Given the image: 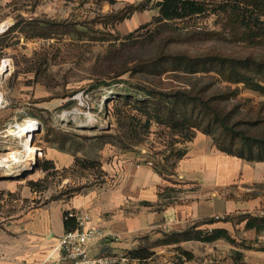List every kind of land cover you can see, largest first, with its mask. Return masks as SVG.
Wrapping results in <instances>:
<instances>
[{
    "label": "rangeland",
    "instance_id": "1",
    "mask_svg": "<svg viewBox=\"0 0 264 264\" xmlns=\"http://www.w3.org/2000/svg\"><path fill=\"white\" fill-rule=\"evenodd\" d=\"M157 1L117 0L111 4L107 0H0V65L10 70L7 73L4 71L0 80V93L3 95L1 106H7L5 113L9 117L15 116L0 127V157L14 162L11 155L24 152V137L15 134V124L25 123L29 119L38 123L31 140L37 149L34 160L30 164L26 160L15 162L11 173L0 169L1 177L16 176L1 180L30 179L39 183L37 191L46 190L50 198L61 193L64 198H69L78 193L73 188L93 179L82 182L84 172L72 167L56 168L54 174L47 171L42 173L41 165L47 160L44 151L53 143L56 131L66 132L77 141L92 139L96 134L115 133L118 126L115 106L125 108L128 105L112 98L116 94H133L135 89L130 87L131 83L176 88L190 84V78H193L192 82L202 79L198 87L204 81L203 71L187 76L181 68L166 61L153 70H139L137 65L141 62L153 60L161 53H219L264 59V40L251 44L236 39L232 24L225 15L207 13L184 20L157 22L154 20L158 15L155 7ZM233 1L214 0L215 4ZM130 4L142 6L136 11L126 8L123 20L105 17ZM33 18L66 19L78 24H75L72 33L44 35V31L36 29L35 24L30 22ZM200 31H203V37H199ZM212 31L220 32L222 36L208 37L206 32ZM193 33H197L196 37L190 38ZM182 36L184 40L179 39ZM214 75L218 76L215 72L210 73V76ZM217 80L215 83L219 87L213 86L210 92L219 91V107L223 112H230L236 130H243L247 135L263 140V150L257 153L259 149H255L253 156L257 157L260 152L264 154V92L243 84L228 86L226 82ZM160 128L152 126L149 140L155 142L158 148H163L158 143L161 137L156 133ZM198 132L201 131L198 130L196 134ZM220 132V129L215 130L216 137L222 143L223 133L219 136ZM207 135L217 147L215 137ZM76 143L78 145L79 142ZM225 144H230L229 139ZM105 146L114 152L118 150L140 159L142 155L138 151L148 150L151 143L144 142L134 150L121 149L111 143ZM64 147L71 150L70 142ZM233 147V150H239L241 145L236 142ZM84 150L90 151V145ZM114 156L115 153L108 152L104 162L112 160ZM36 162L39 166L31 170ZM24 170H27V175L19 177ZM65 178L69 179L67 183H64ZM168 184L171 183L164 182L163 188ZM232 184L231 191L220 192L223 198L234 196L239 182ZM242 186L264 190V183H243ZM211 192H207V197H212ZM250 192H246L245 196ZM217 225L227 226L237 243L225 239L214 242L191 240L183 243L182 250L161 245L156 247L152 258L140 264H256L263 260L264 250L260 248L264 245L257 242L253 234H246L240 225ZM155 238L152 236L149 242ZM184 250L188 253H184Z\"/></svg>",
    "mask_w": 264,
    "mask_h": 264
},
{
    "label": "trees",
    "instance_id": "2",
    "mask_svg": "<svg viewBox=\"0 0 264 264\" xmlns=\"http://www.w3.org/2000/svg\"><path fill=\"white\" fill-rule=\"evenodd\" d=\"M107 1L111 4L117 2V0ZM141 6V4H130L116 13L107 14L105 17L114 18L118 21L123 20L126 8L136 11ZM155 7L158 10V15L155 16L154 20L157 22L184 20L207 13H217L225 15L232 24L236 39L251 44H259L264 40V0H234L229 4L228 2L215 4L214 0H158ZM30 22L35 24L36 29L44 31V35L72 33L76 27L75 24H78L66 19L33 18ZM190 35V38H194L197 33ZM198 35L203 37V31L198 32ZM206 35L208 37H221L222 33L212 31L206 32ZM179 39L184 40L183 36ZM185 39L188 38L185 37ZM165 61L181 68L187 76L201 71L205 72L202 86L198 87L201 78L195 79L194 82H192L193 78H190V84H183L176 88H160L131 83L130 87L135 89L133 94H116L112 98L116 102L123 101L124 105H128L125 108L115 106L114 114L118 124L115 133L96 134L92 139L77 141L66 132L56 131L51 145H56L61 150L71 151L75 154L77 151H83V156L75 157L72 169L81 173L84 172L81 178L94 177L93 181L73 188L74 191L82 192L90 187L94 181H103L105 171L102 169V161L98 151L106 143L117 145L126 150H134L144 142L151 143V148L148 150L143 152L141 149L138 151L142 155L139 161L150 163L156 172L171 183V185H165L164 188L161 186L159 192L166 199V204L172 203L180 197L179 193L182 189L179 185L181 183H188L187 181L176 180L174 176H177L178 163L187 154L189 144L198 130L213 135L218 149L222 152L250 162L264 161V154L261 152L257 157L253 156L255 149H259L257 153L261 149L263 150V140L249 136L243 130H236L230 112H223L218 105L219 91L210 92L213 91V86L219 87L215 83L218 78V82H226L228 86L243 84L245 87L264 92V59L250 55L236 57L219 53L204 55L161 53L153 60L139 63L137 67L139 70H153ZM211 72H215L218 76H210ZM140 92H142L141 95L138 94ZM153 125L161 127L156 133L158 137H161L158 143L163 148H158L155 142L149 140ZM216 129L221 130L219 136L223 133L222 143L216 137ZM228 139L230 144L227 146L225 141ZM69 142L71 150L64 147ZM76 142H79L78 145ZM236 142L241 145L239 150H233V145ZM73 144L77 147H74ZM88 145H90L91 150L85 152L84 149ZM41 168L50 174L57 172L53 161L48 159L42 163ZM50 170L52 171L50 172ZM88 171L90 173L86 174ZM29 184L34 190L39 188L37 181H29ZM68 212L65 211L64 214L66 230L76 227L75 217L68 216ZM220 222L230 223L233 226L244 223V230L253 229L257 233H261L264 231V211H245L205 217L187 225L182 230L164 232L162 237L155 238L152 242H149L151 237L146 234L139 237L140 244L128 253L133 258H138L143 262L152 258L156 252V247L161 245L175 244L176 249L182 250L180 243L183 241L214 242L225 239L230 243H237L236 237L227 227L214 226ZM250 247L252 246H247V248ZM260 249L264 250V247ZM184 253L188 252L184 250Z\"/></svg>",
    "mask_w": 264,
    "mask_h": 264
},
{
    "label": "crops",
    "instance_id": "3",
    "mask_svg": "<svg viewBox=\"0 0 264 264\" xmlns=\"http://www.w3.org/2000/svg\"><path fill=\"white\" fill-rule=\"evenodd\" d=\"M6 107L0 106V127L15 118L5 113ZM116 151L103 145L98 155L105 178L69 198H50L46 190H34L30 179H0V264L58 262L62 254L59 242L66 231L64 214L71 209L88 211L91 214L88 225H98L107 234L90 244L89 252L93 256L128 253L140 244V236L159 238L164 232L182 230L205 217L264 211V190L242 186L243 183H264V161L250 162L222 152L203 132L195 135L187 154L178 163L174 178L188 183L179 185L180 197L172 203L166 204V199L159 194L167 181L152 165L129 153ZM108 152L115 156L104 162ZM44 156L62 170L72 167L75 157L83 156V151L75 154L51 145L45 148ZM81 179L86 182L94 177ZM63 180L67 183L69 179ZM236 181L239 184L234 196L223 198L220 192L231 191ZM209 191L212 197H207ZM240 226L244 230V223ZM245 232L253 234L264 245V231ZM185 242L189 241L180 245ZM262 259L255 263L264 264V256Z\"/></svg>",
    "mask_w": 264,
    "mask_h": 264
},
{
    "label": "built area",
    "instance_id": "4",
    "mask_svg": "<svg viewBox=\"0 0 264 264\" xmlns=\"http://www.w3.org/2000/svg\"><path fill=\"white\" fill-rule=\"evenodd\" d=\"M0 102V106H1ZM37 121V120H36ZM24 124V123H20ZM17 129L18 123L14 125ZM16 132V130H15ZM68 216L76 219V227L66 230L60 239L61 257L55 264H140L141 260L129 253L93 256L89 252L92 242L107 234L98 225H88L91 214L86 210L71 209ZM116 238L118 234H114Z\"/></svg>",
    "mask_w": 264,
    "mask_h": 264
},
{
    "label": "bare ground",
    "instance_id": "5",
    "mask_svg": "<svg viewBox=\"0 0 264 264\" xmlns=\"http://www.w3.org/2000/svg\"><path fill=\"white\" fill-rule=\"evenodd\" d=\"M8 70L9 69L6 68L5 65H0V80L4 76V71H6V73H7ZM0 102H3V95L1 93H0ZM37 125H38V123L36 120L29 119L24 124H18L17 129L14 128V129H16L15 134L17 136L21 135L24 137V140H23L24 141V148H25L24 152L23 153L19 152L18 154L13 153L12 155L10 154L12 156L14 162H9L6 158L0 157V169H5L11 173L13 171V165L12 164H14L15 162H19L21 160H23V162H24V160H26L30 164V161L34 160V158H35L34 156L37 155V149L31 143V140L33 138V130L35 128H37ZM22 147H23V145H22ZM21 152H22V150H21ZM21 163H19V164H21Z\"/></svg>",
    "mask_w": 264,
    "mask_h": 264
},
{
    "label": "water",
    "instance_id": "6",
    "mask_svg": "<svg viewBox=\"0 0 264 264\" xmlns=\"http://www.w3.org/2000/svg\"><path fill=\"white\" fill-rule=\"evenodd\" d=\"M35 166H39V163L36 162V163L33 165V167H32L31 170H34ZM26 175H27V170H24V172H22L21 175H20L19 177H25ZM14 177H16V176H2V177L0 176V179H6V178H8V179H13Z\"/></svg>",
    "mask_w": 264,
    "mask_h": 264
}]
</instances>
